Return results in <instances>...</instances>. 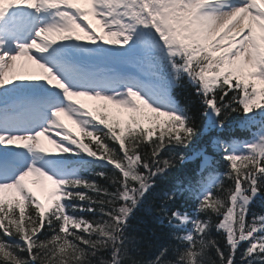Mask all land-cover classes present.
<instances>
[{
	"label": "snow or ice",
	"instance_id": "6c2138e0",
	"mask_svg": "<svg viewBox=\"0 0 264 264\" xmlns=\"http://www.w3.org/2000/svg\"><path fill=\"white\" fill-rule=\"evenodd\" d=\"M86 2L92 7L77 0H0V264H127L131 242L124 234L133 209L174 162L185 161L179 150L206 136L188 157L202 158L199 170L186 186L163 196L171 202L187 193L196 206L160 208L170 225L186 233L177 236L184 248L175 250L174 260H168V249L160 250L148 264H185V254L200 259L197 249L204 247L214 250L216 264H264V215L247 218L252 200L264 193V87L257 84L264 82V35H256L257 26L264 31V0ZM89 12L106 33L97 32ZM21 58L41 74L9 75ZM244 65H250L246 76ZM183 80L200 99L202 130L172 95ZM78 96L133 115L121 126L106 112L97 115L73 103ZM144 109L154 114L151 127L135 115ZM62 114L74 118L82 135L68 129ZM239 125L245 139L223 135ZM45 134L61 154L110 164L111 177L92 175L111 179L115 190L73 168L57 176L39 166L37 154L49 151L40 140ZM208 148L228 166L223 174H213ZM168 152L174 154L163 158ZM32 173L51 182L47 203L25 183ZM224 177L231 182L227 187ZM6 189L17 191L14 201L6 203ZM213 213L222 217L215 228L226 238L223 247L209 239L212 224L201 218Z\"/></svg>",
	"mask_w": 264,
	"mask_h": 264
},
{
	"label": "trees",
	"instance_id": "16d2710c",
	"mask_svg": "<svg viewBox=\"0 0 264 264\" xmlns=\"http://www.w3.org/2000/svg\"><path fill=\"white\" fill-rule=\"evenodd\" d=\"M186 86L185 83L180 84L175 88L176 92H180L181 88ZM188 87V86H187ZM184 87L186 91L185 99L187 103V109L189 114L193 116L194 122L198 130H202L204 127V120L200 116L201 102L200 99L195 95V92L190 87ZM264 87V86H262ZM237 114H232L229 117V121H232ZM108 119L111 122L113 119L108 114ZM151 126V125H150ZM145 127V126H144ZM231 127V126H230ZM237 129H244L243 125L235 126ZM233 128V127H231ZM103 131V128L101 129ZM224 136H230L233 140H239L237 136H231L230 132H225ZM90 139L85 138V142ZM207 140V136L203 139L197 138L192 146L188 149H180L179 154H182L186 157L183 162H174V166L166 171V174L160 175L155 185L152 189L145 194L141 202L138 203L136 208L133 209L132 214L130 215L127 223L128 229L125 232L124 236L131 242L130 251L125 255V260L127 264H148V262L155 260L160 250L168 249L170 254L168 260H174L175 250L177 248L183 249L184 244L177 239L178 235L186 234L183 230L174 228L169 224L167 218L162 217L160 212L161 206H166L171 210L180 209L182 211H192L196 206L192 199L188 198L187 193L178 195L174 201H165L163 199L164 193L170 190L177 188L178 186H186L187 180L193 175V170H199V165L202 162V158L188 159L193 154V150L198 149L201 146H204ZM174 153L168 152L164 154L163 158H170ZM206 154L210 157H213L212 164L215 169V174H223L227 170V165L223 160H220L218 157H215L213 152L208 148ZM70 160H65L61 162V165L57 166L60 169H65L68 171L70 168H73L81 176L88 177L89 179L94 180L96 183L100 184L102 187L108 188L110 191H114L115 188L112 185L111 179L105 180L102 177L93 176V172H104L108 174L109 177L112 175V167H107L101 164L93 163H81L76 160H72L71 163H67ZM65 163V164H64ZM64 164V165H63ZM64 171V170H63ZM227 181V177H224ZM230 181H227L225 187L230 184ZM87 194L93 195L91 191H88ZM16 197H11V199H6V203L9 201H14ZM250 211L248 213V220L251 221L253 214L256 216L263 215L264 208V193H261L259 196L255 197L250 204ZM84 218H91V214H83ZM202 219H206L212 224L210 229L209 239H213L217 242L218 246L223 247L226 238L222 237L220 232L215 228V224L218 222L216 215L213 214H201ZM162 221V222H161ZM205 253L210 256L211 260L217 261L218 257L215 255L214 250L204 247ZM200 250V249H197ZM227 251V249H225ZM241 252L243 249L240 250ZM237 261L240 260V254H237Z\"/></svg>",
	"mask_w": 264,
	"mask_h": 264
},
{
	"label": "rangeland",
	"instance_id": "374dc122",
	"mask_svg": "<svg viewBox=\"0 0 264 264\" xmlns=\"http://www.w3.org/2000/svg\"><path fill=\"white\" fill-rule=\"evenodd\" d=\"M77 2L80 4L81 7H89V8L92 7L90 4H88L86 2V0H77ZM262 6H264V3H262ZM88 16H89V20L91 21V23H93L95 28H101V26L99 24V18L98 17L94 16L92 12H89ZM46 18H47V16L41 17L42 20L46 19ZM104 32L106 33L107 29L104 30ZM256 35H257L258 40L262 35H264V31H262L259 26H257ZM105 36L108 39L110 38L107 35H105ZM45 56L49 57V59L46 61L49 63V66H53V62L51 61V58H50L51 54L46 53ZM55 70L56 69L54 67V71ZM248 71H250V65H244L243 66V72L248 73ZM12 74H16V75H39L41 73H39V70L34 65H31L30 62L26 61L24 58H21L20 60L17 61L16 66L12 70V72L9 73V75H12ZM14 83L46 84L45 81H16ZM66 83L71 84V81H66ZM56 91H62V90H56ZM76 99H80L84 103L88 104L90 106V108H92L95 112H97L96 110H98L100 107H104V105H107L106 108L113 115L114 119L121 123V126L128 123L131 116L133 115L127 109L122 108V107L117 106V105H113V104H111V102H108V101L93 99V98L85 97V96L73 97V101ZM76 101H78V100H76ZM64 103H67V101L65 100ZM135 115L137 116V119L140 121L141 124H144V123L149 122V121L152 122L153 120L151 118L154 116V114L151 113L147 109L142 110V112L135 113ZM66 116L67 115L62 114L60 119L63 121L64 117H66ZM160 119L163 120L166 118L161 117ZM52 139H55V136H53ZM40 140H41V143L44 145V147H46L49 150L48 152H51L55 156H58V157H61L64 155V154H61L58 152V150L56 149L54 144L50 143V141L47 137V134H45L44 136H41ZM8 147L14 151H25L26 152V150L17 149L15 146H8ZM69 154L72 156L77 155V154L74 155L72 153H69ZM38 164H41L43 166L42 168H46L45 170H47L51 167V164L48 162H44L42 160V158L38 161ZM50 174H52V173H50ZM29 176L31 178H33L34 175L32 173ZM29 176L25 178V183L28 185V187H30L33 191H35L37 193V196L41 199L42 202L47 203L48 197H49V192L52 188L51 182L48 181L45 177H41L38 174H35L36 180H40V181H37L33 184H30L31 182L29 181ZM13 190H15V189H6L4 191V194L7 195L10 192L12 193Z\"/></svg>",
	"mask_w": 264,
	"mask_h": 264
},
{
	"label": "clouds",
	"instance_id": "9594fccd",
	"mask_svg": "<svg viewBox=\"0 0 264 264\" xmlns=\"http://www.w3.org/2000/svg\"><path fill=\"white\" fill-rule=\"evenodd\" d=\"M101 235H106L109 237V239H119V237H113L112 233H109L105 230L101 231ZM98 243L101 247L105 246L104 241H98ZM197 252L200 256V259L196 258V254H185L182 257L185 260V264H216V262L211 260L210 256L205 253L204 249L197 250ZM57 264H66V262L58 261ZM85 264H87L86 261ZM105 264H111V262H105ZM134 264H138V262H134Z\"/></svg>",
	"mask_w": 264,
	"mask_h": 264
}]
</instances>
